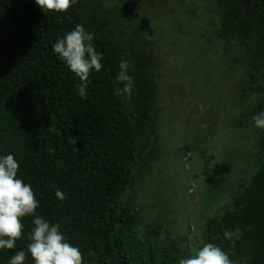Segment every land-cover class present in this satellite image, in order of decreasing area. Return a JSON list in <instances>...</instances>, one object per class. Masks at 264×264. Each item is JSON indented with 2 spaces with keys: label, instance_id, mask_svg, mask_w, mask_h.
I'll return each instance as SVG.
<instances>
[{
  "label": "trees",
  "instance_id": "obj_1",
  "mask_svg": "<svg viewBox=\"0 0 264 264\" xmlns=\"http://www.w3.org/2000/svg\"><path fill=\"white\" fill-rule=\"evenodd\" d=\"M107 1L75 0L61 13L40 9L35 0H0V156L18 161L17 178L39 201L36 215L60 225L83 264H179L186 249L158 224L142 229L135 203L123 200L144 159L145 130L156 119V64L144 22H126L125 10ZM215 5L217 36L232 42L242 60L251 103L240 115L254 130L258 167L224 212L205 222L202 241L219 246L232 264H264V129L252 119L264 111V0ZM77 24L93 33L103 57L83 99L80 79L53 51ZM122 60L134 64L130 100L113 92ZM34 218H21L23 235L14 249H0V264L27 253ZM24 264H35L30 253Z\"/></svg>",
  "mask_w": 264,
  "mask_h": 264
},
{
  "label": "rangeland",
  "instance_id": "obj_2",
  "mask_svg": "<svg viewBox=\"0 0 264 264\" xmlns=\"http://www.w3.org/2000/svg\"><path fill=\"white\" fill-rule=\"evenodd\" d=\"M107 6L124 9L126 22H144L156 64V119L145 130L144 159L123 200L135 203L142 229L160 225L189 257L203 246L205 222L224 212L258 167L254 130L240 115L251 103L242 60L232 42L217 36L215 0ZM161 239L168 242L164 233Z\"/></svg>",
  "mask_w": 264,
  "mask_h": 264
},
{
  "label": "clouds",
  "instance_id": "obj_3",
  "mask_svg": "<svg viewBox=\"0 0 264 264\" xmlns=\"http://www.w3.org/2000/svg\"><path fill=\"white\" fill-rule=\"evenodd\" d=\"M75 0H35L36 5L45 11L67 12ZM93 33L88 32L83 25L77 24L74 30L65 34L53 45V51L58 55L81 81L77 86L78 94L86 98V90L91 82L89 76L94 69H102V53L93 46ZM134 64L122 60L120 72L116 77L117 86L113 92L130 100L134 89V77L128 75ZM123 85V87H120ZM255 126L264 129V111L253 115ZM19 163L12 154L0 156V249L12 250L16 241L23 235L24 225L21 218L34 216V225L28 236L30 243L25 251H17L11 256L9 264H24L26 255L30 253L35 264H83L81 251L72 246L60 231L59 224H50L36 215L39 201L30 184L17 178ZM56 196L64 200L66 197L60 190ZM225 236H231L225 232ZM7 237V238H6ZM179 264H232L229 256L219 246L206 243L202 248L183 258Z\"/></svg>",
  "mask_w": 264,
  "mask_h": 264
},
{
  "label": "flooded vegetation",
  "instance_id": "obj_4",
  "mask_svg": "<svg viewBox=\"0 0 264 264\" xmlns=\"http://www.w3.org/2000/svg\"><path fill=\"white\" fill-rule=\"evenodd\" d=\"M191 249H188V252H190Z\"/></svg>",
  "mask_w": 264,
  "mask_h": 264
}]
</instances>
